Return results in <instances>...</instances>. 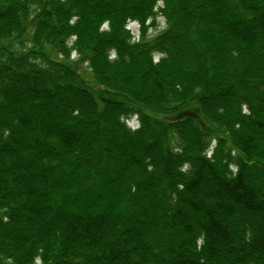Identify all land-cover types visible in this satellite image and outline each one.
<instances>
[{
  "label": "trees",
  "instance_id": "1",
  "mask_svg": "<svg viewBox=\"0 0 264 264\" xmlns=\"http://www.w3.org/2000/svg\"><path fill=\"white\" fill-rule=\"evenodd\" d=\"M0 264H264V0H0Z\"/></svg>",
  "mask_w": 264,
  "mask_h": 264
},
{
  "label": "rangeland",
  "instance_id": "2",
  "mask_svg": "<svg viewBox=\"0 0 264 264\" xmlns=\"http://www.w3.org/2000/svg\"><path fill=\"white\" fill-rule=\"evenodd\" d=\"M148 24V23H147ZM157 24L159 25V28L160 29H163L164 28V19L163 18H161V17H159L158 19H157ZM149 25V24H148ZM129 28L131 29V31H132V33H134L135 35L138 33V25L136 24V23H130L129 24ZM148 31H149V33H152L153 35H154V33L156 32V31H158V29H154L153 30V27H151L150 28V26L148 27ZM73 57H74V55H73ZM72 57V58H73Z\"/></svg>",
  "mask_w": 264,
  "mask_h": 264
},
{
  "label": "bare ground",
  "instance_id": "3",
  "mask_svg": "<svg viewBox=\"0 0 264 264\" xmlns=\"http://www.w3.org/2000/svg\"><path fill=\"white\" fill-rule=\"evenodd\" d=\"M161 4H162V1H159L158 4H157V6H160ZM159 17L163 18V17L160 16V15H159ZM159 17H157V19H158ZM163 19H164V18H163ZM134 23H136L138 26H140L138 22H134ZM164 24H165V20H164ZM157 29H158V30H161V29L159 28V25H158V28H157ZM157 60H158V57H155V61H157ZM127 123H128V124L139 123L137 116L134 115V116H132V117L127 118Z\"/></svg>",
  "mask_w": 264,
  "mask_h": 264
}]
</instances>
